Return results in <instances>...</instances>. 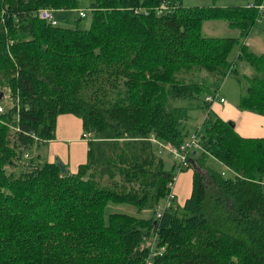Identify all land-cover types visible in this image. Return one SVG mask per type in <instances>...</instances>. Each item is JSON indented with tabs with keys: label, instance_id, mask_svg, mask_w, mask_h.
I'll use <instances>...</instances> for the list:
<instances>
[{
	"label": "trees",
	"instance_id": "trees-1",
	"mask_svg": "<svg viewBox=\"0 0 264 264\" xmlns=\"http://www.w3.org/2000/svg\"><path fill=\"white\" fill-rule=\"evenodd\" d=\"M87 1L90 23L80 30L39 13L74 9L77 0H0V264H264V136L211 118L205 100L241 61L252 72L237 78L245 85L238 108L264 115V54L244 44L264 14L247 4L264 0ZM211 19L238 36H203ZM200 108L198 147L178 171L191 168V189L172 207L177 171L164 169L157 143L181 145L188 135L177 115ZM62 113L89 133L74 172L28 158L53 138ZM163 199L155 217L106 211L122 203L140 212Z\"/></svg>",
	"mask_w": 264,
	"mask_h": 264
},
{
	"label": "rangeland",
	"instance_id": "rangeland-1",
	"mask_svg": "<svg viewBox=\"0 0 264 264\" xmlns=\"http://www.w3.org/2000/svg\"><path fill=\"white\" fill-rule=\"evenodd\" d=\"M246 2L247 0H181V3L187 6H239L246 4ZM78 11H83L84 16L79 17L77 14ZM53 15L57 25L62 28H77L80 30H86L90 23V14L87 0H77L76 8L56 10L53 12ZM200 31L203 36L207 37L238 36L237 29L229 27L225 21L219 19L203 20L201 23ZM244 39L248 41L249 46L247 47L249 51L255 54H264V19H261L260 22L251 26ZM236 53L237 47L233 46V48L229 52L228 59L230 61L234 60ZM235 68V73L229 74L223 79L216 94L218 100L223 99L225 101L224 104H220L218 101H214V107L208 111L209 116L211 118L215 116L221 117L224 121L233 124L236 130L243 135H245L246 133H252L250 131H247V128L250 125H253L255 131L260 134L261 128H264V115L256 114L247 110H240L238 108V96L241 92V89L244 88L245 85L241 82L239 84L237 78H242L245 75H249L252 72L251 68L246 63L241 61H238ZM3 104H5L7 107L11 106L10 101L6 97H4L3 99ZM206 112L207 110L203 108L181 110L177 115L179 130L181 131V133H187V138L195 134L194 131L204 120ZM43 148L42 146H40L36 149L40 153L43 152ZM31 155L33 156L34 152H31L28 158H30ZM159 156L163 161V167L165 170H169L172 167V164H178L177 162H175L173 157L165 150H161ZM55 160L65 168V166L59 161L58 158H55L54 161ZM211 164L215 170L222 171L225 176L232 177L231 172L217 161L211 160ZM183 171L184 172L180 171V174H176V172H173V175H177V182H175V184H179V182L181 181V177L185 176L189 181V189L191 168L184 169ZM184 197V195L177 194V196L169 201L168 205L172 207H181L182 202L184 201ZM164 203L165 200L163 199L153 209H143L140 212H137L131 205L122 203H109L106 211H119L142 217H155L156 213L161 212Z\"/></svg>",
	"mask_w": 264,
	"mask_h": 264
},
{
	"label": "crops",
	"instance_id": "crops-1",
	"mask_svg": "<svg viewBox=\"0 0 264 264\" xmlns=\"http://www.w3.org/2000/svg\"><path fill=\"white\" fill-rule=\"evenodd\" d=\"M244 44L249 46L248 41H246L245 39H244ZM214 101H218L220 104H224L225 102L223 99L220 102L216 96V98L212 102H209V110L214 107L213 106ZM233 127L235 128V126ZM247 131L248 132L250 131L252 133H246L245 135H243L238 131L237 132L240 135L246 137L264 136V128H261L260 130L261 133L259 134L255 131L253 125H250L248 126ZM82 134H83V130L81 128V121L77 116L69 113L58 114L55 118L53 138L47 141L40 142V146H42V148L44 147L43 152L39 153L37 149H33L34 155H36L39 160L49 163L54 162V159L58 158L59 161L65 166V169L68 172H74L78 165L83 164L86 161V151H87V142L89 139V133L87 134L86 137H83ZM175 182H177V175L175 176V180L171 188L173 198L177 196V194H179V195H184L185 197L183 200H185L188 197L191 189V173H190L189 189H188L189 181L186 179L185 176L181 177V181L179 182V184L178 183L175 184Z\"/></svg>",
	"mask_w": 264,
	"mask_h": 264
},
{
	"label": "built area",
	"instance_id": "built-area-1",
	"mask_svg": "<svg viewBox=\"0 0 264 264\" xmlns=\"http://www.w3.org/2000/svg\"><path fill=\"white\" fill-rule=\"evenodd\" d=\"M247 6L248 7H255L257 10L264 11V3L258 4V5H252V4L248 3ZM39 13H40V17L45 19L49 24L55 25L56 21L53 17V10L52 9H49V8L41 9L39 11ZM77 14L79 17L84 16L83 11H78ZM261 18L264 19V14H262ZM258 21H260V19ZM215 96H216V94L214 96H206L205 100L207 102H212L215 99ZM219 101L221 102L222 99H219ZM1 111H2V106L0 105V112ZM82 136L86 137L87 133H83ZM196 136L197 135L193 134L190 137L186 138V140L181 145H179L178 147H174V146L170 145L169 143H166V144L157 143L158 146L162 150L167 151L173 157L175 162L178 163L177 165H175L177 173L182 168L187 167L189 151L192 148L194 149V148L198 147ZM174 180H175V176L172 177V182L169 183L170 192L168 193L167 200L173 198L171 188H172ZM156 216H159V213H156Z\"/></svg>",
	"mask_w": 264,
	"mask_h": 264
},
{
	"label": "water",
	"instance_id": "water-1",
	"mask_svg": "<svg viewBox=\"0 0 264 264\" xmlns=\"http://www.w3.org/2000/svg\"><path fill=\"white\" fill-rule=\"evenodd\" d=\"M2 97V93L0 92V98ZM231 124V123H230ZM231 126H233V124H231ZM54 163L60 168L61 172L65 171V168L56 160L54 161Z\"/></svg>",
	"mask_w": 264,
	"mask_h": 264
}]
</instances>
